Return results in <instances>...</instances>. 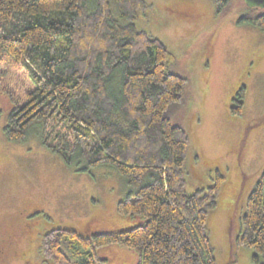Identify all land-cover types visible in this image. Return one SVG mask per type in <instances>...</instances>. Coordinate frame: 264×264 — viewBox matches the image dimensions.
I'll return each mask as SVG.
<instances>
[{
	"label": "trees",
	"instance_id": "1",
	"mask_svg": "<svg viewBox=\"0 0 264 264\" xmlns=\"http://www.w3.org/2000/svg\"><path fill=\"white\" fill-rule=\"evenodd\" d=\"M238 0H214L226 17ZM114 4L116 11L114 10ZM146 0H0V93L12 107L3 132L42 146L82 172L114 169L129 189L117 211L129 228L84 235L55 227L41 256L50 264H104L98 250L134 252L135 264H217L208 235L224 177L186 192L187 131L172 122L188 80L172 71L175 56L135 23ZM252 7L238 23L264 31ZM245 88L231 114L243 112ZM264 264V168L251 191L239 235Z\"/></svg>",
	"mask_w": 264,
	"mask_h": 264
},
{
	"label": "rangeland",
	"instance_id": "2",
	"mask_svg": "<svg viewBox=\"0 0 264 264\" xmlns=\"http://www.w3.org/2000/svg\"><path fill=\"white\" fill-rule=\"evenodd\" d=\"M146 1L137 27L165 44L176 58L172 71L188 80L185 103L172 115L190 137L186 192L212 186L217 172L224 177L207 221L217 264H261L252 249H231L264 168V31L238 23L256 5L238 0L220 18L214 0ZM242 87L243 112L233 116ZM11 107L0 93V226L18 222L23 234L16 239L9 233L4 242L0 235L6 247L0 264H50L40 247L55 227L92 235L134 226L117 211L129 191L125 178L107 166L82 172L66 165L42 146L36 129L25 141H9L3 126ZM17 210L23 220L8 215ZM126 251L111 246L98 254L104 264H134L135 253Z\"/></svg>",
	"mask_w": 264,
	"mask_h": 264
},
{
	"label": "flooded vegetation",
	"instance_id": "3",
	"mask_svg": "<svg viewBox=\"0 0 264 264\" xmlns=\"http://www.w3.org/2000/svg\"><path fill=\"white\" fill-rule=\"evenodd\" d=\"M24 207H28V208H30V207H33V206H30V205H25ZM36 211V210H35ZM8 215H10V216H14L15 217V219H17V220H19L20 221V219H22L21 217H20V214H19V211L17 210V211H13L12 213H9ZM8 215H6V216H8ZM23 220V219H22ZM20 224H18V222H15V223H12V224H10V225H6V224H2L1 226H0V235L3 237L2 239H3V242L4 241H6L7 239H9L10 237H12V235L11 234H9V233H12L13 234V236L17 239V236L19 235H22L23 234V232L20 230V226H19ZM50 231V230H49ZM48 231V232H49ZM47 233V232H46ZM45 233V234H46ZM44 234V235H45ZM21 237V236H20ZM1 249H0V255H3V256H1V257H6V247H5V245H2L1 247H0ZM128 254H132V252H128V251H126ZM18 256V255H17ZM16 256V257H17ZM16 259V258H15ZM132 260H133V262H135V260H136V257H135V260H134V258L132 257ZM135 264V263H134Z\"/></svg>",
	"mask_w": 264,
	"mask_h": 264
},
{
	"label": "water",
	"instance_id": "4",
	"mask_svg": "<svg viewBox=\"0 0 264 264\" xmlns=\"http://www.w3.org/2000/svg\"><path fill=\"white\" fill-rule=\"evenodd\" d=\"M252 3H254L256 6L264 8V0H250Z\"/></svg>",
	"mask_w": 264,
	"mask_h": 264
},
{
	"label": "crops",
	"instance_id": "5",
	"mask_svg": "<svg viewBox=\"0 0 264 264\" xmlns=\"http://www.w3.org/2000/svg\"><path fill=\"white\" fill-rule=\"evenodd\" d=\"M125 221V220H124ZM231 249H232V245H231ZM238 250H240V249H238Z\"/></svg>",
	"mask_w": 264,
	"mask_h": 264
}]
</instances>
